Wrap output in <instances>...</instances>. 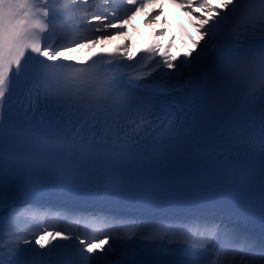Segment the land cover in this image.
<instances>
[{
  "label": "snow or ice",
  "instance_id": "6c2138e0",
  "mask_svg": "<svg viewBox=\"0 0 264 264\" xmlns=\"http://www.w3.org/2000/svg\"><path fill=\"white\" fill-rule=\"evenodd\" d=\"M148 2L0 0V264H264V236L241 233L203 194L218 182L189 167L264 154V0H178L204 14L177 61L155 48L147 64L122 49L69 59ZM201 68L198 98L163 108Z\"/></svg>",
  "mask_w": 264,
  "mask_h": 264
},
{
  "label": "bare ground",
  "instance_id": "6f19581e",
  "mask_svg": "<svg viewBox=\"0 0 264 264\" xmlns=\"http://www.w3.org/2000/svg\"><path fill=\"white\" fill-rule=\"evenodd\" d=\"M209 2L220 6L223 0H209ZM155 9L151 6L144 9L128 22L131 25L130 28H126L124 24L126 31L112 36L109 40H102L95 45L84 44L72 49L68 54L69 59L86 61L95 54L116 53L122 49L134 61L144 56L142 63L147 64L150 63L147 55L148 50L153 48L158 50L155 54V60H159L161 56H167L172 61H177V57L186 55L197 48L196 41L200 40V29L198 28L200 21L195 15H192V17L184 16L179 21L164 22L162 15L159 14L149 21L148 17L150 14L158 11ZM195 13L204 14L201 10L195 11ZM144 27H151L155 31V36L149 42L144 37ZM159 31H163V35H158ZM125 44L128 47L123 49ZM120 54H122V51ZM166 71L171 70L166 69ZM49 238V236L45 235L42 238V242L47 244ZM94 247L99 248L100 245L97 244Z\"/></svg>",
  "mask_w": 264,
  "mask_h": 264
}]
</instances>
